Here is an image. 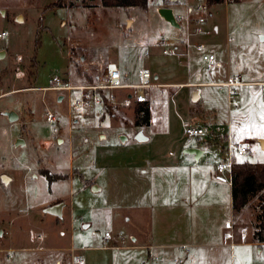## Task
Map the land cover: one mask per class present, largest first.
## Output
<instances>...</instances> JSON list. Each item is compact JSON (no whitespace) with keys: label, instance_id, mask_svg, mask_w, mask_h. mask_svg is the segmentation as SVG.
Instances as JSON below:
<instances>
[{"label":"rangeland","instance_id":"obj_1","mask_svg":"<svg viewBox=\"0 0 264 264\" xmlns=\"http://www.w3.org/2000/svg\"><path fill=\"white\" fill-rule=\"evenodd\" d=\"M56 1L0 0V34H4L0 38V52H4L0 58V232H4V237H0V264H35L37 256L48 257L44 252H34L39 236L44 237L49 247L78 248L90 245L93 236L99 239L105 231L118 235L120 229L124 239L119 247L125 249L135 221L147 217L144 211L129 206L133 198H140L147 186L156 190L160 182L165 189H171L174 182L176 187H182L183 181L175 178L179 172L184 173V184L189 187L191 172L175 167L172 162L186 156L180 149L191 140L185 136L183 127L189 124L192 88L149 89L154 120L150 128L135 125L140 116L134 113L133 102L129 106L94 110V116L78 117L75 125L73 118L68 120L65 95L42 90L51 86L53 78H60L72 86L93 84L102 76L105 64L110 62L118 65L122 75H133L139 66L137 57L147 53L145 63L154 85L196 82L193 77L188 78L193 71L201 74L200 81H223L227 73L239 76L241 81L264 80V0H223V3L209 6V12L203 14L205 23L201 30H208L210 34H197L202 51H197L190 42L189 69L184 59L179 63L175 56L162 55L163 46L159 44L162 37H168L169 44L164 48L169 47L180 34L157 14L158 8L172 5V0H147L146 10L102 7L99 0H61V7L47 8ZM179 3L182 6L175 7L174 13L183 10L184 15L185 0ZM194 13L192 19L200 16L193 17ZM181 32L185 35L184 23ZM207 52L221 63L219 68H208L201 60V54ZM34 57L37 67H32ZM100 60L105 62L91 63ZM27 70L33 72L29 79ZM154 74L159 79L154 80ZM131 79L132 76L128 81ZM246 89H238V110L228 105L227 91L220 86L201 87L200 105L214 112L206 121L221 135L227 134L229 115L234 118L243 113V120L237 118L234 125L238 127V137L233 144L245 146L247 140L248 152L234 161L264 163V149L259 144V140H264V111L259 117L256 113V102H264V92L258 86L253 87L256 94L249 96L244 92ZM125 92L114 91L117 103L124 101ZM60 96L64 97L62 102L58 101ZM6 111L15 112L18 120L9 122L8 117L2 115ZM48 111L55 117L53 124L46 120ZM206 121L201 126L206 134L204 138L208 139L211 126ZM137 135L145 140L139 141ZM121 136L128 139L127 144L120 143ZM57 138L63 143H58ZM18 140L24 145L17 146ZM46 141L52 144L44 147ZM220 158L219 150H210L200 161V169L211 170L209 165ZM39 160L50 173L63 178L50 183L46 176L38 173L42 165ZM147 167L148 173L142 174ZM2 174L11 178L9 185L4 186ZM90 180L100 188L99 193L92 194L87 187L82 189ZM54 201H66L63 224L42 214L44 207ZM151 203L155 206V194ZM258 213L257 201L252 200L234 214L231 228L234 236L250 240ZM71 217L75 220L85 217L93 225L83 232L79 222L71 225ZM17 225L23 226L27 236L25 246L30 251L25 254L24 261L14 263L15 259L4 257L8 252L1 249L15 241L8 228L15 236ZM104 246L110 247L111 242L104 241L101 247ZM119 253L114 257L117 264H132L126 251ZM113 254L89 251L82 257L94 264L100 256L106 259ZM236 255L243 258L241 264H264V246L239 248ZM184 256L176 250L162 263L154 260L147 263L179 264L174 260L181 259V264H188ZM223 260V264H228V260ZM235 264L239 262L235 260Z\"/></svg>","mask_w":264,"mask_h":264},{"label":"crops","instance_id":"obj_2","mask_svg":"<svg viewBox=\"0 0 264 264\" xmlns=\"http://www.w3.org/2000/svg\"><path fill=\"white\" fill-rule=\"evenodd\" d=\"M171 2H173L172 5L167 6V7H161V8L172 9L175 18L178 15H182L184 12L183 10L180 13H177V14L174 13L175 7L182 6L180 5L179 0H172ZM161 8H158L157 11ZM193 13L194 11L191 13V15ZM194 14L195 15H193V17H197V15L199 16L198 13H194ZM129 22L131 24V21ZM167 25L169 24L167 23ZM179 26H180L179 30L174 28L176 31L180 33L179 36H176V38L183 39L186 35V31H185V35H183L181 32L183 31V25L179 24ZM214 30L215 32L217 31L216 28ZM188 36L190 38V42L193 45V48H195L198 45L197 33H195L194 29L192 30L189 29ZM176 44H178L179 51H181L182 47L179 46L180 45L179 42L174 41L171 45H176ZM206 54H212V53L207 52ZM215 61H216V58H215ZM104 62H105L104 60H100L98 63H93V62L91 63L92 64H102ZM145 64L149 69L148 64L147 63ZM105 66L103 69V74L105 71ZM220 66H221V63L216 61V64L213 67L219 68ZM227 75L229 74L227 73ZM122 76H124L123 80H124V83H126L127 80L131 77V74L127 73V75L123 74ZM233 76L238 77L239 81L243 83L240 87L247 88L244 91L247 95L251 96L253 94H256V89L254 90L253 87L258 86L259 90L261 91L260 89L261 87L258 84L264 82V80L241 81L239 76L237 75H233ZM191 77H193L196 82L189 81L188 83H185V84L183 83H179V84L161 83V84H158L160 86L158 88H168V87H173V86L192 88L193 92L191 96V102L193 105H192V108H189L188 110V123L189 124H186V125L199 127L203 129V127L201 126V123L208 120V115H211V113L213 114L214 112H210V110L204 109L200 105V100L202 98L201 87L207 88L210 86H220V84L226 81L227 76L225 80L218 81V82L200 81L202 79L201 74H199L197 71H193V72H189L188 78H191ZM157 79H159L158 75L154 74V80H157ZM220 87H223V86H220ZM240 87H238V89ZM43 89L44 88H42V90ZM195 90H198V92L196 94L197 95L196 101L193 102L192 99H193V94ZM261 92H264V91H261ZM129 93H130L129 91L125 92L122 98L124 99L125 95L127 96ZM238 95H239V92H238ZM63 100H64L63 96H60L58 98L59 102L60 101L62 102ZM67 104H68V100H67ZM147 104H149V108H150V103L147 102ZM115 106H117V104ZM95 110L101 111L99 109H95ZM93 111L94 110H91L83 116H77L73 114L70 115L69 114V104H68V120L70 121L73 118V122L76 125L78 124V121H77L78 117L86 118L87 116H90L91 114H93L94 116ZM262 111H264V102L257 101L256 102V113H258V117L263 114ZM95 114H98V113H95ZM243 116H244L243 113L237 114V116L234 118L233 116L229 115L227 134H222V135L219 131L214 130L210 122L206 121L211 126L210 127V138L205 139L204 136L206 134H204L202 137L188 140V142L185 143L183 147H181L180 152H182L186 156L177 157V159L173 161L172 164L177 168H181V167L187 168L191 172L189 173V181H190L189 187H186L184 184V180H185L184 173L179 174L180 173L179 172L177 174V177L175 178L183 181L182 187H176L175 182H174V186L171 189H165L162 186V182H160L158 183L156 190H150V188L147 186L146 189L142 191V194L139 196L140 198L137 197L131 200V204L129 206L138 208L141 210V212L144 211L147 217L145 220L143 219L139 222L135 221V223L133 224L131 228V232L129 234V241H127L128 245L125 249L119 247L121 239H124L123 235L121 234L122 231L120 229H119V233L122 235V237H120V234L117 235L115 232H111V231L104 232V234L106 232L110 233L109 241L111 242V246L109 248H105L106 246L101 247V245L105 241L104 234H103V237H100L99 239H96L93 236L90 245L80 246L78 248L74 246L67 247V248L49 247L44 237L39 236L38 243L36 244V247H35L36 250L34 252L36 253L44 252L46 256L48 257L37 256L38 260L35 264H70L69 250L71 248L77 249L76 255L82 259L84 257V253L89 252V251H99V252L106 251V252H112V253L114 252L112 258H110V255L106 259H102V257L100 256L94 262V264H117V261H116L117 259L116 258L114 259V257L119 255L120 251H126V253L128 254L127 259H129V263H132V264H148L147 262L149 260L151 261L154 260L155 262L162 263L164 262L165 258H167V256L174 255L176 250H180L182 255L183 256L185 255L184 257L187 258L188 264H223V262H225L223 259L228 260V264H235V260H237L239 264H241L243 262V258L236 255L237 249L239 248L245 249L251 246L260 247V246H264V243L255 242L253 240V234L250 240L238 239L237 237L234 236V231L228 228V226L230 225L232 228V224L234 220V213L232 211L231 185L216 183L213 180V176L215 173L216 163L220 162V159L222 160L225 158L224 151L226 149L228 141L230 140L232 143L236 142L235 138L238 137L237 135L238 132L236 131V129H238V127L234 125L237 122L236 119L238 118V120L241 121L243 120ZM246 122H247V119H246ZM153 124H154V120L152 118L151 108H150L149 126H138V127L150 128ZM98 137H100V134H98ZM137 137L138 135L136 136V138ZM121 138H124L123 142H121ZM141 138H142L141 141L145 140L143 137ZM57 141L58 143L60 141H62L63 143V140L60 138L59 139L57 138ZM127 142H128V139H126L124 136L120 137V143L122 145L127 144ZM48 143L51 145L52 141L44 142L43 146L45 147L46 144ZM22 144L24 145V142L21 140H18L17 146L22 145ZM212 149L219 150L220 153L222 154V158L218 159L217 162L215 161L213 164H210V165L206 163L210 166L211 170L208 171L206 169H203V170L200 169V165H199L200 161ZM241 158H238V159H241ZM38 163L39 165L42 164L40 169H38V173L40 172V170H44V169L49 171L47 168L43 166V163L41 162V160H39ZM146 170L147 171H142V174L146 175L148 173L149 168L147 167ZM39 174L41 175V173ZM51 174H54V173H51ZM161 175L162 174H160L159 176L158 174V177H162ZM58 176H60L59 179L63 178V176L61 175H58ZM34 178H36V176H34ZM1 180L6 182V185L2 183L4 186L9 185L12 181L10 177H7L6 175H3V174L1 175ZM56 180L52 182H55ZM86 187L91 190L92 194H97L100 192V188L97 186V184L93 180L85 182L82 189ZM154 194H155V201H156L155 206L151 203V200L153 199ZM176 197H179V198H176ZM59 203L63 204V208L61 211L62 212L61 219H58L52 215L43 213L46 208L54 206ZM66 207H67L66 201H54L50 204H47L44 207L42 214L45 216L48 215L54 218L57 223L63 224L65 222L63 215H64V211ZM77 220L71 217L70 223L72 225L73 223L79 222L81 230L83 232H87L90 229V227L93 225V222L91 220L86 221L85 217H83L82 219H77ZM127 221L129 222L130 218H128ZM15 229H16V232L14 236L13 235L14 233L13 232L11 233V228H10V231L8 228V232L12 234V239L14 238L15 241H13L8 248L1 249V251L3 252H8L7 255L4 254L5 255L4 257H6L7 259H13V260L15 259L14 263L18 262L19 260L21 262L24 261L27 258L25 254H28V251H30V249L25 246L27 236L24 235L23 226L17 225ZM226 234H231V238L226 237ZM0 237L2 238L4 237V232H1ZM157 256H159L160 259ZM124 257H126V255ZM140 257H141V260L139 259ZM145 259L146 261L144 262ZM83 260H84V264H89L87 263L85 259ZM177 261H181L183 263L181 259H178V260L175 259L174 263H178Z\"/></svg>","mask_w":264,"mask_h":264},{"label":"built area","instance_id":"obj_3","mask_svg":"<svg viewBox=\"0 0 264 264\" xmlns=\"http://www.w3.org/2000/svg\"><path fill=\"white\" fill-rule=\"evenodd\" d=\"M167 1V0H164ZM228 1V0H225ZM233 1V0H230ZM186 11L183 15H178L176 17V21L181 25L184 23L186 35L183 39L175 38L174 41L179 42V46L182 47V50L179 51L178 44L171 45L169 47L164 48L166 44H169L168 37H162L159 41V44L163 46L162 55L165 56H175L179 63H182L184 59V63L186 67L190 68V49L191 43L190 38L188 36L189 29L193 27L195 33H204L206 35L210 34V31L201 30V26L205 23V17L203 14H207L209 12V6L206 0H185ZM200 14V16L196 19L191 18L192 12ZM183 22V23H182ZM192 25V26H191ZM3 33L0 34V38L3 37ZM197 51H202V46L197 45L195 47ZM145 56L147 53L140 54L137 59L139 61V66L136 69L135 73L132 76L130 81L127 80L124 83V76H122L118 66L115 63H108L105 66L104 74L97 79L93 84L89 85H80V86H72L67 82H64L60 78H53L51 80V86L44 88L43 90H50L63 93L68 100L69 104V114L83 116L87 112L95 109L103 110L107 106L113 107L116 104H120L123 106H129L132 102L133 104L139 103H150L149 100V89L154 87H160L159 85H154L152 82V76L150 74V70L144 63ZM201 60L207 63L208 68H212L215 66V56L213 54H201ZM243 83L239 81L238 77L227 75L226 81L220 86H223L227 89V99L228 105L235 110L239 109V105L236 101L238 97V87H240ZM261 91H264V82L259 83ZM117 90H127L130 93L124 97V101L121 103H117L115 101L114 91ZM74 93V94H73ZM46 120L53 124L55 122V117L51 112H46L45 114ZM184 134L188 139L199 138L204 135L203 129L199 127H194L190 125H185L183 127ZM52 132L55 134L56 129L53 128ZM83 142H87L86 139H83ZM248 143L245 142V146H235L230 140L225 149V158L218 162L215 166V173L213 176V180L219 184H227L231 185L232 182V173L231 168L233 161L243 157L247 152L248 148L246 147ZM231 229V225L228 226ZM110 237V233L106 232L104 234L105 242H108ZM120 237L122 235L120 234ZM226 237L231 238V234H226ZM41 238V237H40ZM121 239V238H120ZM123 244V243H122ZM109 248V247H105ZM77 249L71 248L69 250V261L70 264H84V260L79 258L76 255ZM181 264V261H177Z\"/></svg>","mask_w":264,"mask_h":264},{"label":"trees","instance_id":"obj_4","mask_svg":"<svg viewBox=\"0 0 264 264\" xmlns=\"http://www.w3.org/2000/svg\"><path fill=\"white\" fill-rule=\"evenodd\" d=\"M61 2V0H57L54 4H51L47 8L61 7ZM206 2L208 6H213L215 4L223 3V0H206ZM99 3L102 7L108 8L125 9L129 7H135L140 10L147 9V0H99ZM36 43V45L39 44L37 41ZM31 63L32 67H37L35 57ZM27 73L28 79L33 76V72H31V70H27ZM108 108L109 107L107 106L106 109ZM134 113L140 116V119H137L135 122L136 126H149V104H136L134 107ZM40 173L41 175L46 176L49 182L60 178V176L51 174L45 169L40 170ZM231 173L232 211L234 214L239 213L241 210L247 207L252 200H256L259 213L256 217L257 224H255L254 227L255 231L253 233V240L257 243H264V163L251 164L247 161H234L232 164Z\"/></svg>","mask_w":264,"mask_h":264},{"label":"water","instance_id":"obj_5","mask_svg":"<svg viewBox=\"0 0 264 264\" xmlns=\"http://www.w3.org/2000/svg\"><path fill=\"white\" fill-rule=\"evenodd\" d=\"M158 15L160 16V18H162L166 23H168L171 27L176 28V29H180V26L178 24V22L176 21V18L173 14L172 9L170 8H161L157 11ZM4 56V52H0V58H3ZM198 90H195L194 94H193V99L192 101L195 102L196 101V94H197ZM3 116H7L8 117V121L13 123L16 122L18 120V115L15 112L9 111V112H4L2 113ZM139 141H141V136L138 135V137L136 138ZM124 141V138H121V142ZM259 144L261 146V148L264 149V140H259ZM62 208H63V204L59 203L56 204L54 206L48 207L44 210L43 213L45 214H49L52 215L58 219H61L62 217ZM1 235V232H0Z\"/></svg>","mask_w":264,"mask_h":264}]
</instances>
